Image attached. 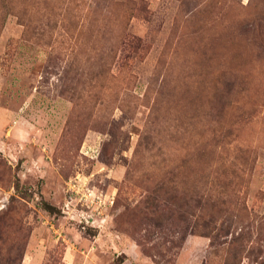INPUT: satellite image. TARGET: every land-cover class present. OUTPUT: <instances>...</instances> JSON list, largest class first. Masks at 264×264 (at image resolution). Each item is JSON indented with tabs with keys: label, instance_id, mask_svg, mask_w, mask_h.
Returning <instances> with one entry per match:
<instances>
[{
	"label": "rangeland",
	"instance_id": "1",
	"mask_svg": "<svg viewBox=\"0 0 264 264\" xmlns=\"http://www.w3.org/2000/svg\"><path fill=\"white\" fill-rule=\"evenodd\" d=\"M0 264H264V0H0Z\"/></svg>",
	"mask_w": 264,
	"mask_h": 264
}]
</instances>
